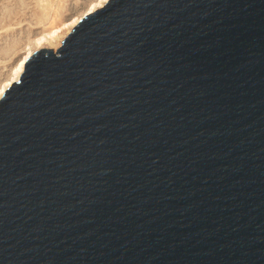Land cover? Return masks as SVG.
<instances>
[{
	"label": "water",
	"instance_id": "obj_1",
	"mask_svg": "<svg viewBox=\"0 0 264 264\" xmlns=\"http://www.w3.org/2000/svg\"><path fill=\"white\" fill-rule=\"evenodd\" d=\"M0 264H264V0H109L36 50Z\"/></svg>",
	"mask_w": 264,
	"mask_h": 264
},
{
	"label": "rangeland",
	"instance_id": "obj_2",
	"mask_svg": "<svg viewBox=\"0 0 264 264\" xmlns=\"http://www.w3.org/2000/svg\"><path fill=\"white\" fill-rule=\"evenodd\" d=\"M94 1L0 0V84L10 77L27 48L36 46L35 39L64 27Z\"/></svg>",
	"mask_w": 264,
	"mask_h": 264
},
{
	"label": "bare ground",
	"instance_id": "obj_3",
	"mask_svg": "<svg viewBox=\"0 0 264 264\" xmlns=\"http://www.w3.org/2000/svg\"><path fill=\"white\" fill-rule=\"evenodd\" d=\"M109 0H96L94 2H91L88 7L80 12L78 15L74 16L73 19H71L68 23L64 25V27H56L49 33H44L42 36H39L37 39H35L36 48L29 46L27 48V53L24 57L20 59V61L17 63V65L14 67L13 72L10 74V77L3 81L0 84V99L2 98L3 94L6 92V90L11 86V84L21 77L23 72L25 71L26 61L27 59L35 52L37 48L42 47H52V48H60L62 46L63 40L65 37L72 32L73 28L79 23L81 18L90 12H94L95 10L102 8L105 6V4ZM22 2V1H21Z\"/></svg>",
	"mask_w": 264,
	"mask_h": 264
}]
</instances>
